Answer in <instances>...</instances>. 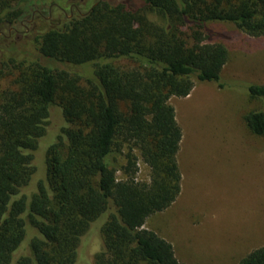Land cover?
Returning <instances> with one entry per match:
<instances>
[{
    "label": "trees",
    "instance_id": "16d2710c",
    "mask_svg": "<svg viewBox=\"0 0 264 264\" xmlns=\"http://www.w3.org/2000/svg\"><path fill=\"white\" fill-rule=\"evenodd\" d=\"M45 7L0 0V30L30 21L20 45L0 39V264H76L97 219L93 264H183L142 227L180 193L181 130L169 100L196 83L222 87L227 50L212 25L264 36V0H99L51 25L32 15ZM247 92L264 99V81ZM52 105L66 125L46 150L43 177L24 193ZM244 121L264 136V112ZM237 264H264V246Z\"/></svg>",
    "mask_w": 264,
    "mask_h": 264
},
{
    "label": "rangeland",
    "instance_id": "374dc122",
    "mask_svg": "<svg viewBox=\"0 0 264 264\" xmlns=\"http://www.w3.org/2000/svg\"><path fill=\"white\" fill-rule=\"evenodd\" d=\"M77 1L47 0L48 7L32 15L51 25L62 17L83 14L99 0H79V5ZM71 3H75L72 10ZM29 23L1 29L0 39L20 45L17 39ZM212 28L214 40L227 50L219 76L222 87L196 83L187 97L170 98L181 130L176 154L180 193L142 226L168 241L183 264H237L264 246V136L252 135L244 121L251 111L264 112V99L250 98L247 92L249 85L264 81V36H248L231 23ZM86 69L75 68L84 75L89 74L90 68ZM65 125L60 108L50 106L45 133L32 152L35 171L24 193L33 191L43 177L46 150ZM102 223L103 219L93 221L80 238L76 264H93L102 247Z\"/></svg>",
    "mask_w": 264,
    "mask_h": 264
},
{
    "label": "flooded vegetation",
    "instance_id": "af4514ba",
    "mask_svg": "<svg viewBox=\"0 0 264 264\" xmlns=\"http://www.w3.org/2000/svg\"><path fill=\"white\" fill-rule=\"evenodd\" d=\"M95 3H96V2H95ZM72 6H74V4H71V5H70V7H69L70 10H72ZM74 7H75V6H74ZM59 8L64 12V9H63V8H61V7H59ZM9 35H11L10 32H8V36H9Z\"/></svg>",
    "mask_w": 264,
    "mask_h": 264
}]
</instances>
